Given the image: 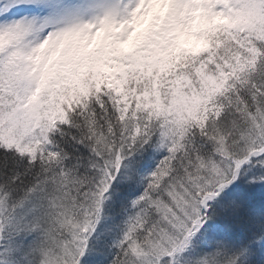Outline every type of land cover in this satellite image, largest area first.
<instances>
[{
  "label": "rangeland",
  "instance_id": "obj_1",
  "mask_svg": "<svg viewBox=\"0 0 264 264\" xmlns=\"http://www.w3.org/2000/svg\"><path fill=\"white\" fill-rule=\"evenodd\" d=\"M149 39L155 44L149 63L160 73L149 70L144 76L133 61L127 76L118 72L111 78L123 85L111 87L119 114L130 111L136 101H147L151 122L145 120L109 150L88 155L96 182L85 189L86 206L103 210L99 219L106 230L121 218L107 212L110 205L122 207L126 202L136 211L128 223L115 228L114 238L126 245L122 253L131 256L122 264H227L231 261L224 254L206 250L193 263L191 257L199 253L191 251V244L195 239L205 241L200 235L208 220L198 217L202 210L223 211L232 187L246 191V209L251 207L248 189L264 193V112L247 117V127L229 141L211 128L215 137L206 141L210 151L201 147L194 153L193 137L219 120L222 110L214 101L200 110L198 100L185 95L202 78L190 72L201 61L222 82H204L202 90L218 86L216 93L224 95L229 88L223 104L240 97V77L264 59V0H0V94L6 90L18 100L13 98L0 113L3 143L40 155L47 151L52 125L70 122L74 108L83 112L91 98L100 97V50L116 43L127 49ZM183 52L199 56L183 64L178 56ZM180 67L185 71L178 80ZM233 68L239 69L237 74L226 80ZM164 110L182 111L175 116ZM174 164L180 165L176 176ZM6 205L0 199L1 224ZM80 210L81 235L74 239L73 250L95 260L106 256L103 264L116 263L108 250L115 256L119 250L106 248L101 235L91 239L98 222ZM145 218L151 221L142 231ZM30 240L20 251L26 259L30 256L31 264H66L63 250L40 251ZM26 248L33 249L30 255ZM9 253L1 244L0 264H15L8 261ZM245 254L238 250L237 257Z\"/></svg>",
  "mask_w": 264,
  "mask_h": 264
},
{
  "label": "trees",
  "instance_id": "obj_2",
  "mask_svg": "<svg viewBox=\"0 0 264 264\" xmlns=\"http://www.w3.org/2000/svg\"><path fill=\"white\" fill-rule=\"evenodd\" d=\"M154 47V42L149 39L145 43L137 42L127 49H124L119 43L101 49L100 53L102 55L99 62L102 65V71L98 81V87L101 90L97 94H100V97L98 99L91 98V106H88L83 112L78 110L81 107L74 108L70 115V122H66L64 119L52 125L47 151L41 153V155L40 151L33 153L32 151L4 144L3 131L5 130L0 124V199L8 205H6V214L2 224L0 223L2 225L0 228V245L9 247V262L31 264L30 256L26 259L27 256H24L20 251L29 238L33 242L32 247L37 250L49 253L62 252L63 250L65 253L63 261L66 264L67 261L72 260L75 264H103L106 256L95 260L92 255L86 258L80 257L73 250L74 239L81 235L79 229L81 225L79 227V223L82 221L78 222L82 214L81 208L86 218L96 220L99 224L95 225L97 227L93 229L95 232L91 239L99 240L98 237L101 235L106 239V243H104V239L101 240L106 248L119 250L116 256L108 250V254L113 255L112 260L115 262L117 259V262L113 264H122L124 258H131L128 253H122L126 245L125 243L119 244L116 241L114 232L120 222L128 223L136 211L132 210L126 202L122 207H119V205L111 207L110 205L107 212L110 215L113 214L115 219L118 216H121V218L109 230L103 227L101 219H99L103 210H97L95 205L92 208L86 206L85 196L89 190L85 189L90 183L93 184L94 182L95 184L96 182L92 179V165L88 155L92 157L97 151V154H100L99 151L109 150V146L121 141L124 135L128 138L127 133H133V129L144 123L145 120L151 122L152 110L149 108V102L147 101L144 103L136 101L134 104H130L131 110L126 114L121 115L118 113L116 104L113 103L114 89L111 86H121L123 84L114 82L111 78L117 75L118 72H122L127 76V67L133 61L144 71L142 72L144 76L149 70L155 72L156 69L160 73L157 68L154 69L149 63L150 52L152 54ZM173 47L176 49L174 45ZM204 48L202 47V50ZM209 50L210 48L207 51ZM135 52H137L136 57ZM178 56L182 58L183 64H187L190 58L199 56V53L187 54L183 52L181 56L180 54ZM85 59L88 62L86 57ZM260 61L262 65L242 78L240 77L239 85H242L240 86L242 90L240 97L226 104H223L221 100L225 99L226 95L230 93L229 88L226 89L224 95L216 93L218 86L215 90H202L204 82L218 85L222 83L219 79L216 80L210 75L204 63L198 61L194 64L196 69H190L191 73H198L202 78L198 81L196 87L187 90L185 96L197 99L200 110H207V105L212 101L217 102L218 107L222 110L220 111L219 120L206 124L207 128H210L207 134L206 128L197 134L199 141L196 137H193L196 142L194 153H197L198 148L201 147L203 151H210L206 141L207 138L214 139L215 137V130L211 128L218 129L219 134L225 137V141H229L234 135L241 133L243 128L247 127V117L251 114L264 112L263 57ZM238 70L233 68L228 70L231 73L229 77L222 76L226 80L232 79ZM184 71L185 68L180 67L178 80L182 78ZM218 73L220 72L215 74ZM133 81H135V78ZM3 92V94H0V113L5 105L11 103L13 98L18 102L14 94L6 90ZM178 93L181 95L184 90L181 89ZM117 103H120L119 100ZM191 104L193 103L188 102L186 105ZM181 111L164 110V113L178 116ZM166 124L170 126L172 120L168 118ZM190 156V161H192V153ZM179 166L174 164L172 171L178 173ZM133 180L135 181L133 184L136 186L138 183L136 179ZM235 190L236 187L229 190L228 200L223 212L221 214L216 213L212 217L211 223H207V227H204L200 236L205 241L197 239L192 241L191 245L194 248L191 251L199 253L198 256L191 257L193 263L205 255L206 251L213 255L218 252L222 253L223 244L219 242V235H221L229 243L227 246L229 248H232L233 245L239 248L248 245L249 254L244 264H264L260 258L255 257V254L252 255L251 251L254 244L264 235V193L248 189L251 207L246 209L244 198L239 201V204L234 200V196L243 194L244 191L236 193ZM136 217L140 219L138 213L135 214ZM190 218L191 216H188V220ZM149 219L151 221V218ZM149 219H146L143 223L142 231L149 225ZM22 238L24 243H21ZM210 242L213 245L209 247ZM32 250V248L27 249L25 254L30 255ZM226 252L230 253L228 250ZM231 264H233L232 261Z\"/></svg>",
  "mask_w": 264,
  "mask_h": 264
}]
</instances>
